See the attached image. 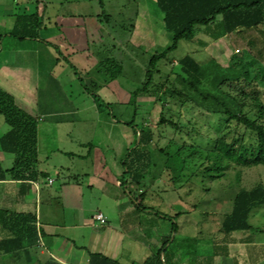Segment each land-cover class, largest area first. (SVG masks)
<instances>
[{
    "label": "rangeland",
    "instance_id": "obj_1",
    "mask_svg": "<svg viewBox=\"0 0 264 264\" xmlns=\"http://www.w3.org/2000/svg\"><path fill=\"white\" fill-rule=\"evenodd\" d=\"M16 1L27 12L36 10V0ZM87 11L99 14L98 29H93L88 39L91 49L76 54L68 49L66 53L52 44L49 56L53 60L48 64L44 59L31 96L34 114L39 117L37 124L51 128L40 132L38 166L54 178L45 188L51 189L53 197L63 198L66 221L78 224L68 231L71 239L77 245H91L96 230L102 228L92 226L90 214L100 209L108 214L110 225L124 232L117 248L124 264H142L148 258L155 264L159 256L167 264H264V205L251 210L249 228L228 233L221 228L236 192L257 184L264 186V165L234 167L218 175L220 170L206 167L210 165L207 161L200 164L192 158L183 163L173 156L177 144L208 149L220 134L228 140L239 137L249 143L254 142V134L236 121H227L225 115L209 113L191 102L180 104L167 96L162 100L166 103L164 115L177 123V128L157 124L162 105L155 101L156 95H141L131 103V93L145 80L150 57L172 41L156 1L92 0ZM220 18L217 16L209 27L197 26L194 39L180 40L177 48L157 63L153 83L162 86L160 95L179 87L175 79L178 60L191 55L202 63L213 60L224 69L234 64L233 59L246 60L257 86L262 85L260 98L264 101V73L260 70L264 67V37L253 29L241 36L232 33L213 40L208 32L215 30ZM6 41L0 66L23 59L7 54ZM117 67L120 72L111 78ZM11 68L0 70V82L9 83L2 89L7 87L5 91L15 95L24 91L23 81ZM250 116L255 117L254 112ZM8 128L0 115V135ZM147 128L153 133V141L148 145L149 161L141 166L143 179L137 184L124 173V161L136 146L139 129ZM56 145L73 154L49 152ZM167 155L172 156L169 161ZM0 158L4 168L12 165V154L0 151ZM74 186L77 194L71 199L67 194ZM140 192L144 195L139 196ZM32 199L33 208V194ZM138 199L140 206L135 201ZM118 200H129V208H119ZM72 203L81 205L83 211L70 208ZM39 249L35 247L30 264L48 258L47 252L37 254ZM73 262L86 264L78 258Z\"/></svg>",
    "mask_w": 264,
    "mask_h": 264
},
{
    "label": "trees",
    "instance_id": "obj_2",
    "mask_svg": "<svg viewBox=\"0 0 264 264\" xmlns=\"http://www.w3.org/2000/svg\"><path fill=\"white\" fill-rule=\"evenodd\" d=\"M155 1L163 13L164 28L172 41L165 49L150 57L145 80L131 93V103L135 104L141 95H156L155 101L162 105L157 124L177 128V123L164 115L166 103L162 100L167 96L180 104L191 102L209 113L225 115L227 121H236L237 125L254 134L253 143L245 142L239 137L228 140L225 134H220L208 149L196 144H177L173 156L183 163L192 158L199 160L200 164L207 161L210 165L206 167L220 170L218 175H223L225 170L234 167L264 165V101L260 98L262 85L260 83L259 87L257 86L246 60L233 59L234 64L224 69L213 60L202 63L191 55H185L177 63L178 72L175 79L179 87H172V90L160 95L159 92L163 91L162 86L153 83L154 73L158 71L157 63L166 58L170 51L175 50L180 40L194 39L197 26L209 27L216 21L217 16H221L215 24V30L208 32L213 40L237 31L243 34L244 31L256 29L264 23V0ZM13 15L14 24L9 32L11 36L19 39L38 37L42 21L37 11L23 10ZM251 43L252 41L248 42ZM114 64L118 66L116 61ZM120 70L117 67L110 77H117ZM260 70L264 73V67ZM252 112L255 117L250 116ZM0 115L9 127L0 135V151L13 155L10 167L4 168L0 162V179L32 181L45 178L47 172L38 170L37 118L20 108L14 97L1 87ZM152 141L151 129H139L136 146L128 153L129 161H124L126 166L124 173L137 184L143 179L142 167L149 161L148 145ZM159 150L164 151V148ZM167 156L169 161L172 156ZM142 195L144 193L140 192L139 196ZM232 202V209L225 215L221 225L222 230L227 233L249 228L247 217L251 210L264 205V186L257 184L250 189H240L233 196ZM136 204L140 206V201ZM0 224L6 232L0 239V254L9 255L13 264H30L35 257L34 249L41 235L36 214L0 209ZM37 264L63 263L48 257L38 260ZM87 264L124 263L101 253H89ZM142 264L153 263L148 258ZM155 264H165V261L159 256Z\"/></svg>",
    "mask_w": 264,
    "mask_h": 264
},
{
    "label": "crops",
    "instance_id": "obj_3",
    "mask_svg": "<svg viewBox=\"0 0 264 264\" xmlns=\"http://www.w3.org/2000/svg\"><path fill=\"white\" fill-rule=\"evenodd\" d=\"M36 10L42 25L38 32L37 38H25L19 39L9 34L14 24V13L22 12L25 8L21 3H17L16 0H0V7H5L0 10V33L3 34V38L0 39V53L4 52V39H7V54L20 55L23 59L8 62L0 66V70L4 66L12 67L10 70H15L20 75L23 84V92H16L12 95L15 103L25 110L30 115L39 118L37 114H34L35 106L34 101L31 98L35 93L34 82L38 79L40 66L43 65L46 58L48 64H51V56H49L50 47L58 46L64 49L66 53L68 49L73 50V53H79L80 51L87 50L89 47L88 39L92 37L93 29H98V15L88 13L87 8L92 7V0H36ZM23 9V10H22ZM256 30L264 37V23L260 25ZM232 34V33H230ZM238 35H243L235 33ZM229 34L225 35L228 37ZM223 36V37H225ZM220 39V38H219ZM54 44V46L52 45ZM45 54L47 56L45 57ZM32 71L34 74L29 75L27 72ZM18 75V76H19ZM16 80V76H12ZM3 82V83H2ZM9 87V83L1 79L0 87ZM7 87H3L7 89ZM4 89V90H5ZM8 90V89H7ZM10 92V90H9ZM48 130V127L39 126L37 124V154L38 165L41 156L40 145V132ZM51 128L48 130L50 131ZM119 131V130H118ZM44 142V141H43ZM46 144L43 143V150H46ZM52 146L49 152L57 150L63 154H73L72 151L58 147V145ZM49 148V147H48ZM49 152H46L45 158L49 156ZM1 162V158H0ZM7 168V167H6ZM38 170L40 169L38 166ZM49 179L52 180L49 183ZM54 178L47 173V176L41 180L21 181L14 179H0V209H7L16 212H34L37 217V226L41 230L39 239V255H45L48 253V257H52L63 264H77L73 260H85L88 263L89 253H101L113 259H119L117 248L120 245V241L123 239L124 232L119 231L113 225L109 224L108 214L100 209L92 212L90 218L92 220V226L94 228H102V230H96V234L93 237L91 245H77L73 239H71L70 230L76 228L77 223H68L65 219V203L63 198L58 195L53 197L50 188H45L47 185H52ZM70 190L67 197L73 198L77 194L76 186ZM141 190V189H139ZM61 192V191H60ZM32 194L34 195L35 203L32 208ZM60 199L59 202L55 201ZM56 202L53 204L52 202ZM136 203L139 201L135 200ZM119 208L122 207L126 210L130 206V201L118 200ZM46 205L43 207V204ZM46 203V204H45ZM70 208L77 211H83L81 205L72 203ZM102 212L106 216V223L100 224L96 221L93 215L96 212ZM78 225V224H77ZM86 225V224H85ZM91 226V225H89ZM69 231V232H68ZM6 234L0 224V239ZM58 240V241H57ZM61 241V242H59ZM70 245V246H69ZM92 250H91V249ZM47 259V258H45ZM0 261L7 264H12V259L7 254H0ZM165 264H167L165 262Z\"/></svg>",
    "mask_w": 264,
    "mask_h": 264
},
{
    "label": "built area",
    "instance_id": "obj_4",
    "mask_svg": "<svg viewBox=\"0 0 264 264\" xmlns=\"http://www.w3.org/2000/svg\"><path fill=\"white\" fill-rule=\"evenodd\" d=\"M49 183L52 182L51 179L48 180ZM94 219L96 221H98L100 224H105L106 223V216L102 213V212H96L94 215H93Z\"/></svg>",
    "mask_w": 264,
    "mask_h": 264
}]
</instances>
